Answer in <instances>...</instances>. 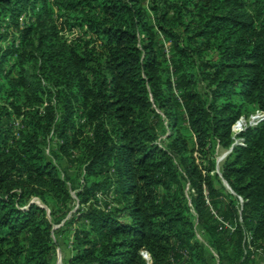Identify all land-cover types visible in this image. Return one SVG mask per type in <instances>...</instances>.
<instances>
[{
  "label": "trees",
  "instance_id": "obj_1",
  "mask_svg": "<svg viewBox=\"0 0 264 264\" xmlns=\"http://www.w3.org/2000/svg\"><path fill=\"white\" fill-rule=\"evenodd\" d=\"M23 15L21 44L0 49V264H48L70 191L67 264H211V250L218 264H256L264 123L219 172L215 155L241 116L264 112V0H0V30ZM52 131L79 164L70 185L43 156ZM32 197L50 215L23 210Z\"/></svg>",
  "mask_w": 264,
  "mask_h": 264
},
{
  "label": "rangeland",
  "instance_id": "obj_2",
  "mask_svg": "<svg viewBox=\"0 0 264 264\" xmlns=\"http://www.w3.org/2000/svg\"><path fill=\"white\" fill-rule=\"evenodd\" d=\"M7 22H12L11 21V17L8 16V18L6 19ZM31 21L30 17H26V15L21 16L20 18H18V22H19V27L14 26V24H12L8 29L3 28L2 30H0V35L4 34V38L0 40V49H1V54H4L9 48L11 47H18L21 44V38H22V30L25 27V25L29 24ZM70 39H72L74 37V35L72 36H68ZM2 61L0 60V63ZM3 66H2V70L4 72H8L9 71V67L12 64V60L10 62H6L5 60H3ZM14 75H16V72H14ZM43 98V97H42ZM43 103L40 105V107L38 108L40 110V113H45L46 108H48L49 105L54 106V108H56V99L55 96L52 99L49 98H45L43 99ZM1 102V101H0ZM252 114L249 115H243L239 118V120L241 119H246L248 117H250ZM60 118V117H59ZM10 121L7 120H3L4 124H9L12 125L15 128V137L17 139H19L20 137V132L22 129H24V124L22 122V118H18L16 116H11ZM58 119V117H57ZM237 120V121H239ZM57 121V120H56ZM235 125V124H234ZM233 125V126H234ZM255 129V128H252ZM241 138H243L242 136H240ZM234 134L232 132V139L234 141ZM41 141H42V145H41V149L43 152V156H45V158L47 159L48 162L52 163L53 166L58 170V173L60 174V177L65 180L68 185H70V180L71 181H76V180H80V168H79V164L76 163L75 166H72L73 164H69L70 162H68L67 158L60 156L58 154V145H57V133L52 131L49 135L47 136H41ZM244 140V138H243ZM230 149L225 150L222 149L221 147L218 148L217 153L215 155V161H216V167H217V171L219 172L221 166L223 165L225 159L228 157H225L221 160V158L223 156H225ZM195 157H197V159H199V156L197 154H195ZM198 162H200L198 160ZM75 163V162H74ZM228 189V188H227ZM230 190V189H228ZM13 193H20L21 191L19 189H14L12 191ZM70 196H71V201L72 203L70 204V208H72V211H70V213L68 214V216L66 217L65 220L60 221V223H55L54 224V228H53V235H52V239L53 242L56 244V247L53 251V253L48 257V264H67L68 260L71 259V257L74 255V232H76V227H71L69 228L66 223L70 222L71 218L73 215H75L76 211L78 210V198L76 196V192L74 191H70ZM35 205L38 206L42 209H46V211L48 212V215H50V208L42 201L40 200V198L37 197H32L31 200L29 201L28 205L22 207L23 210L28 209V207L30 205ZM197 238L199 239V241L201 243H205L204 242V237L203 234L200 231H197ZM249 242V241H248ZM249 245L251 246L250 242ZM252 247V246H251ZM212 251V250H211ZM208 251L207 253V257L208 260L211 264H217V258L215 256L214 252ZM142 256L144 257V259L150 263L151 259L150 256L147 253H143ZM264 259L262 257H257V263L256 264H264Z\"/></svg>",
  "mask_w": 264,
  "mask_h": 264
},
{
  "label": "built area",
  "instance_id": "obj_3",
  "mask_svg": "<svg viewBox=\"0 0 264 264\" xmlns=\"http://www.w3.org/2000/svg\"><path fill=\"white\" fill-rule=\"evenodd\" d=\"M264 123V112L256 111L254 112L250 117L246 119H241L235 123V125L232 127V132L235 136L233 146L230 148L229 152L232 153L235 146H243L244 140L240 136L246 132L248 129L257 128L260 125ZM228 152V153H229ZM227 153V154H228ZM223 223V222H222ZM227 228L233 229L228 224H225ZM250 250H253V248L250 246ZM217 258V264H218V257ZM262 256V255H260ZM264 258V256H262Z\"/></svg>",
  "mask_w": 264,
  "mask_h": 264
},
{
  "label": "water",
  "instance_id": "obj_4",
  "mask_svg": "<svg viewBox=\"0 0 264 264\" xmlns=\"http://www.w3.org/2000/svg\"><path fill=\"white\" fill-rule=\"evenodd\" d=\"M230 154H231V153L229 152L228 154H226L225 156H223V157L221 158V160H222L223 158L229 156ZM224 185L226 186V188L230 189L226 182H224Z\"/></svg>",
  "mask_w": 264,
  "mask_h": 264
},
{
  "label": "crops",
  "instance_id": "obj_5",
  "mask_svg": "<svg viewBox=\"0 0 264 264\" xmlns=\"http://www.w3.org/2000/svg\"><path fill=\"white\" fill-rule=\"evenodd\" d=\"M263 258V257H262ZM264 259V258H263ZM264 262V261H263Z\"/></svg>",
  "mask_w": 264,
  "mask_h": 264
}]
</instances>
